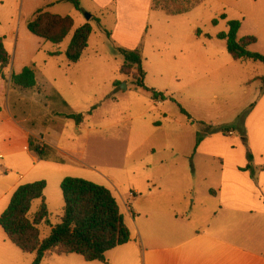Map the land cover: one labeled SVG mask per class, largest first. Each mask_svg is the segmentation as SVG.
<instances>
[{
	"label": "crops",
	"instance_id": "1",
	"mask_svg": "<svg viewBox=\"0 0 264 264\" xmlns=\"http://www.w3.org/2000/svg\"><path fill=\"white\" fill-rule=\"evenodd\" d=\"M11 1L0 0L3 8L0 9V34H4L0 38H4L10 56V65L3 71L0 68V170L5 178L11 174L16 176L8 181L0 201L5 204L6 199V204H10L20 186L46 181L45 200L50 213L52 208H58L60 201L64 204L57 186L60 188L66 177H74L70 175L73 168L86 167L98 173V169L85 161L83 153H73L66 147L64 129L69 120H66L67 115L56 113L52 108L54 101H61L63 107L69 105L72 89L80 92L86 89L95 76L90 65L102 57L90 56L86 61L91 38L77 64L68 61V48L63 50L60 46L40 56L44 40L27 32L25 25L17 24L18 12L9 15ZM209 1L224 8L221 15H225L227 21H241L239 38H257L250 50L264 55V0H203L201 5L180 16L190 17L195 12L199 15V9ZM7 2L9 8L5 9ZM16 2L19 4L18 0ZM28 2L26 13L32 20L41 8L58 15L54 10L70 0ZM152 4L153 0H80L83 13L89 12L99 27L107 31L110 26V38L116 45L113 47L127 50L139 47L141 35L135 31L146 27L154 12ZM227 10L234 15L229 16ZM23 11L24 8L22 17ZM139 12L146 13V21L139 20ZM105 13L114 16L113 19L107 21ZM71 16L74 30L89 23L84 18ZM187 19L189 23L190 18ZM3 26L7 33H1ZM165 37L167 34L156 36L151 45L163 47L161 41ZM143 39L146 57L152 40L148 31ZM154 52L161 51L156 48ZM56 53L59 54L51 55ZM27 67H34L37 87L28 91L15 89L11 84L12 75L20 74ZM259 78L263 77H251L248 83L255 86L261 82ZM257 91L260 96L261 84ZM38 105L43 108L38 110ZM229 128L230 133L225 135L203 129L204 140L192 157L195 183L185 184L178 173L167 169L165 176L149 178L143 189L134 184L128 199L116 187L122 204L109 187L100 184L116 198L131 235L127 244L106 254L105 262L87 263L77 255L59 257L49 253L42 264H264V93L251 101L244 117ZM30 138L49 148V161H40L30 152ZM249 155L252 170L246 171ZM196 175L201 182H197ZM51 184L56 187L54 195Z\"/></svg>",
	"mask_w": 264,
	"mask_h": 264
},
{
	"label": "rangeland",
	"instance_id": "2",
	"mask_svg": "<svg viewBox=\"0 0 264 264\" xmlns=\"http://www.w3.org/2000/svg\"><path fill=\"white\" fill-rule=\"evenodd\" d=\"M28 1L18 0L17 4L16 0H12L10 8L8 2L4 5L5 9L9 8V15L18 12L17 24H21V27L25 25L27 32V21L31 19L26 13L30 4ZM158 2L159 5L164 4V0ZM22 8L23 17L20 16ZM0 9H3L2 6ZM223 9L221 5L209 1L199 9V15L195 12L190 17L168 16L162 11L153 10L146 27L135 31L141 35L138 48L143 46L146 31L152 38L147 48L148 55L144 57L146 86L172 97L177 104L170 100H154L151 93L135 87L130 77L120 75L124 59L118 48L113 47L115 44L110 38V26L107 27L109 32L104 31L96 20L87 19V15L92 17L89 12L78 11L72 1L64 2L54 10L60 16L74 15L88 20L94 32L86 61L90 56L102 57L92 61L90 71L95 76L89 80L86 89L81 92L72 89L69 105L63 107L61 101L53 102L52 109L56 113L84 115L82 127L66 118L69 121L64 129L66 140L63 142L73 153H83L85 161L98 169L96 173L86 167L76 168L78 170L73 168L70 175L106 185L120 202L116 187L128 199L134 184L136 187L141 185L143 189L149 178H161L167 169L178 173L185 184L190 181L195 183L192 157L198 134H202L203 129L211 125L214 132L231 127L244 117L248 104L264 93L262 82L255 86L254 83H248L251 77H264V64L234 61L227 52L226 42L217 39L219 33L228 31L227 19L221 18ZM45 10L49 13L51 11ZM227 11L229 16L234 15L232 11ZM138 16L139 20H147L144 12H139ZM113 17L107 14L104 16L107 21ZM187 18H190L189 23ZM215 20L217 25L213 24ZM4 28L1 33H7ZM199 32L207 36L198 35ZM73 34L60 45L61 49L68 48ZM163 34L168 36L161 41L163 47L151 45L156 36ZM43 44L40 56H44L48 49H57V46L46 41ZM156 48L161 52L155 53ZM116 81L121 83L117 88L114 87ZM259 84L260 96L257 91ZM14 102L12 96V107ZM42 108L38 105L37 109ZM180 108L191 117V121ZM3 176L0 170V198L5 194L3 192L9 185L8 181L16 175L11 174L9 178ZM196 179L201 182L200 176L196 175ZM50 186L54 195L56 187L54 184ZM57 193L61 196V188L58 186ZM63 205L60 201L58 208H52L48 223L39 227L42 239L49 237L51 227L62 222ZM8 206L6 199L5 204L0 201V215ZM39 206V201L34 202L30 215H34ZM33 258V255L24 254L16 248L0 227V264H32Z\"/></svg>",
	"mask_w": 264,
	"mask_h": 264
},
{
	"label": "trees",
	"instance_id": "3",
	"mask_svg": "<svg viewBox=\"0 0 264 264\" xmlns=\"http://www.w3.org/2000/svg\"><path fill=\"white\" fill-rule=\"evenodd\" d=\"M78 11H82L80 0H70ZM163 3V1H162ZM203 0H164L159 5L153 0L152 9L162 11L168 16H180L189 13ZM167 4V5H166ZM39 9L34 18L27 24L28 31L48 43L59 47L74 32L72 40L66 51V57L71 64H77L88 47L93 33L88 23L74 31L75 22L70 16L54 15ZM222 19L227 17L223 15ZM99 22V21H98ZM217 25V21H213ZM228 31L219 33L217 39L226 42L227 52L234 61H253L264 64V55L252 52L250 47L257 43L253 36L239 38L238 33L242 22L228 21ZM201 35V33H197ZM123 56V65L120 75L130 77L135 87L152 94L154 100L162 102L170 100L177 104L172 97L149 89L146 84L147 72L144 68L143 47L136 50L118 49ZM51 54L52 56L58 55ZM10 65V56L5 48L4 38H0V68L3 71ZM2 78L5 76L2 74ZM264 84V77L259 78ZM12 87L21 91L33 90L37 87L34 67L25 68L20 74L11 77ZM121 83L116 81L114 87ZM181 109V108H180ZM181 112L191 121V117L181 109ZM67 119L74 120L77 125L84 122V115L71 114ZM202 125L206 127V124ZM214 127H208L213 132ZM230 128L222 129L224 135L230 133ZM204 140L198 134L195 152ZM29 149L40 161H49L51 153L47 146L34 138H30ZM250 164L246 171L252 170V156L249 155ZM64 200L62 222L51 227L49 237L42 239L39 227L47 224L50 213L45 200L47 189L46 181H38L20 186L14 193L8 208L0 217V227L7 239L22 253L34 255L32 264H42L49 253L59 257L77 255L85 262H105L106 254L117 247L127 244L130 239V230L125 217L112 192L104 186L78 179L66 177L61 185ZM40 201V207L34 215H30L34 202Z\"/></svg>",
	"mask_w": 264,
	"mask_h": 264
},
{
	"label": "water",
	"instance_id": "4",
	"mask_svg": "<svg viewBox=\"0 0 264 264\" xmlns=\"http://www.w3.org/2000/svg\"><path fill=\"white\" fill-rule=\"evenodd\" d=\"M91 18H92L91 16L87 15V19H88V20H90Z\"/></svg>",
	"mask_w": 264,
	"mask_h": 264
}]
</instances>
